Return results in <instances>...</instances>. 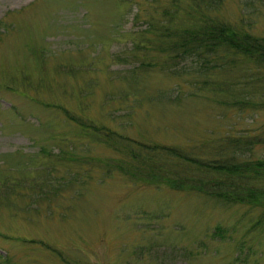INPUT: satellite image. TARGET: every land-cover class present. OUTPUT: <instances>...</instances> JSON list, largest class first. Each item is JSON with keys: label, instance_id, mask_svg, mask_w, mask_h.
I'll use <instances>...</instances> for the list:
<instances>
[{"label": "rangeland", "instance_id": "1", "mask_svg": "<svg viewBox=\"0 0 264 264\" xmlns=\"http://www.w3.org/2000/svg\"><path fill=\"white\" fill-rule=\"evenodd\" d=\"M175 7L264 37V0H0V264H264V205L131 170L264 127V70L174 51Z\"/></svg>", "mask_w": 264, "mask_h": 264}, {"label": "trees", "instance_id": "2", "mask_svg": "<svg viewBox=\"0 0 264 264\" xmlns=\"http://www.w3.org/2000/svg\"><path fill=\"white\" fill-rule=\"evenodd\" d=\"M198 12L186 10V17H182L175 7L170 13L171 23L182 20V24L176 25L180 39L171 45L174 51L183 55L198 51L208 54L223 48L250 60L258 70H264V37L215 18L208 9ZM169 30V25H165L163 33L171 34ZM138 143L144 153L132 151L135 163L131 170L135 175L161 176L178 188H196L227 201L264 205V156L250 157L255 146L264 145L263 126L227 135L222 144L216 145L221 156L211 159H202L195 147ZM157 151L161 152L160 159L153 157V152ZM193 176L197 179H192ZM258 220L264 223V217Z\"/></svg>", "mask_w": 264, "mask_h": 264}]
</instances>
